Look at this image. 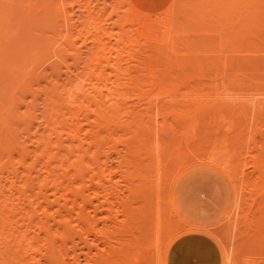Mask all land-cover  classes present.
Listing matches in <instances>:
<instances>
[{
  "label": "bare ground",
  "instance_id": "6f19581e",
  "mask_svg": "<svg viewBox=\"0 0 264 264\" xmlns=\"http://www.w3.org/2000/svg\"><path fill=\"white\" fill-rule=\"evenodd\" d=\"M48 2L55 12L36 8L60 22L40 13L45 40L33 6L0 7V264H176L186 235H213L200 220L219 212L200 206L193 219L185 206L206 147L208 160H233L215 166L235 192L225 264L240 262L237 240L251 254L264 242V0ZM14 21L39 39L16 38ZM196 82L245 86L255 103L231 122L223 113L240 106L194 103ZM135 91L157 94L127 106Z\"/></svg>",
  "mask_w": 264,
  "mask_h": 264
},
{
  "label": "rangeland",
  "instance_id": "374dc122",
  "mask_svg": "<svg viewBox=\"0 0 264 264\" xmlns=\"http://www.w3.org/2000/svg\"><path fill=\"white\" fill-rule=\"evenodd\" d=\"M5 1V2H4ZM8 1V2H7ZM39 1L40 0H0V2H1V4H0V7H7V5L9 6V8L11 7V9L12 8H14V10L16 11V7H17V9L19 8V6H21V8H19L20 9V11H22L21 9H23V11L24 10H26V9H28V8H30L31 6H33V9H32V11L34 10V8H35V10L38 8V9H41L42 7H44L45 8V6L47 7V8H49V7H52L53 8V5H50V3L48 2V0H46V2H48V5H43V3H45L46 4V2H45V0H41V2L40 3H42V7H41V4H39ZM51 1V4L53 3L52 1H54V0H50ZM12 2V3H11ZM37 2H38V4H37ZM9 3H11L10 5H9ZM6 4V5H5ZM34 4V5H33ZM3 5V6H2ZM37 5V6H36ZM37 7V8H36ZM8 8V9H9ZM32 8V7H31ZM30 8V9H31ZM47 8H45L44 9V11L47 9ZM51 8V9H52ZM36 10V12L38 11V15L37 16H39V17H37L36 16V13L35 12H32V11H30L31 12V16L30 17H28L31 21H32V26L33 27H31L32 29L35 27V29H37V28H39V29H37V30H35L36 32H39V34L38 33H36L35 31L33 32V30L32 29H30V32L28 31V29L30 28V24H27V26H28V29L26 30V31H28L27 32V34L23 31V30H21V29H23L24 27H26L27 28V26H26V24H25V22L27 23V21L29 20H26V21H24L26 18H24L23 16H22V21L23 22H21V23H23V25H24V27L23 28H21V27H18V23L17 22H19V20H21L20 18V13H18V12H20L19 10L16 12V17L14 18L13 17V19H16V23H15V21H14V24H12L11 22H9V26L11 27V29H13L14 28V26L15 25H17L15 28H20V31H19V33H18V35L16 36V38H20V34H21V32H22V34H21V37H30V35H31V33H32V35H34V36H36L37 38H38V35L40 36L39 38H44V39H42V40H45V39H48L49 38V36L48 35H51V34H49V32H47V28H46V31H43L45 28H42V27H38V26H36L37 24H38V22L40 23L41 21H42V19H41V16H43V17H45V16H48L49 18H52L51 19V21H53L54 19L55 20H57L56 22H60L59 21V19H58V16H55V18H54V15L55 14H49V13H51V12H53L54 11V9L55 8H53L52 9V11L50 12V10H47L46 12H49L48 14H42L41 13V11L40 10ZM43 10V9H42ZM23 11L21 12V15H22V13H23ZM25 12V11H24ZM55 12V11H54ZM40 13H41V16H40ZM57 17V18H56ZM29 20V21H30ZM29 21H28V23H29ZM12 22H13V20H12ZM33 22H35L36 24H34L33 25ZM54 22V21H53ZM6 23V22H5ZM21 23H19V26H21L22 24ZM6 24H8V22L6 23ZM12 24V25H11ZM49 25H51V22H50V24ZM13 27V28H12ZM14 28V29H15ZM40 28H42V29H40ZM11 31H13V30H11ZM42 32H45V33H42ZM25 33V34H24ZM34 33V34H33ZM46 33H48V35L46 34ZM36 34H38V35H36ZM42 34V35H41ZM28 35V36H27ZM31 35V36H32ZM33 36V38H35ZM14 38V39H13ZM11 37V39H13L14 41H15V37ZM38 38V39H39ZM9 39H10V37H9ZM10 39V40H11ZM21 39H25V38H21ZM19 40V39H18ZM17 41V40H16ZM79 45V44H78ZM261 57V56H260ZM11 58H13V57H11ZM67 62L70 64V59L68 60L67 59ZM74 67H71V69H72V71L74 70L73 69ZM77 70V69H76ZM62 71V70H61ZM63 72V71H62ZM62 72L60 73V71H59V75L61 76V78L63 79L64 78V74H62ZM74 72H76L75 70L73 71V73ZM208 84H209V82H207ZM207 83H205L206 85V87H204L202 84H198L197 82H196V84H198L197 86L199 87V89H197V91H196V89H195V92H192L191 90V94L192 95H190V97H189V99L191 98V100L195 103V101H203L202 99H204V100H207V99H210V102H207V101H209V100H207V101H203L204 103L206 102L207 104H211V102H214V101H219V100H221V99H223V101L225 102H227L228 100V103L226 104V102H225V104L226 105H228V107L229 106H231V107H229V109L230 108H232V105H233V108L234 109H236L237 107H238V105L240 106V107H238L239 108V110H238V108L236 109V115L235 114H233L232 116L230 115V113L229 112H224L223 113V115H228V117H230L229 119L231 120V122H232V120L234 121V116L236 117V121H234V122H238L239 120L240 121H242L241 119H239V117L240 118H242L241 116H240V110L242 109V107L244 108L246 105H248L249 106V104H253V103H255L254 102V100H255V98L254 97H252V95H253V93H252V91L251 90H247V88L245 87V86H242V87H244V88H242V87H240L241 89H243V90H241L240 88H236L237 90H234V88H232V89H227V90H223V89H220V88H216L215 87V89H213L212 87H208V89H207V86H209V85H207ZM211 85H213L212 83H210ZM203 86V87H201L200 88V86ZM219 85V84H218ZM197 86H195L194 85V87H197ZM211 88V89H210ZM246 88V89H245ZM192 89V88H191ZM206 89V90H205ZM218 89H220L219 91H218ZM200 90V91H199ZM206 92H205V91ZM245 90H247V91H245ZM262 90H264V88H262ZM260 91V92H264V91ZM193 91H194V88H193ZM202 91V92H201ZM203 91H204V93H203ZM209 91H211L210 92V94H208V92ZM228 91V92H227ZM106 91H104L103 92V96H104V98L106 99V98H108L109 99V97H110V95L108 94V92H106V94H104ZM155 92H158V90L157 91H155ZM201 92V93H200ZM215 92H217V93H215ZM248 92V93H247ZM138 93L139 92H137V91H135V95L133 94L132 95V97H131V94H128V93H125V95H123L124 96V98H127V100L125 101V103L127 104V106H128V103L129 104H140V105H142V103L144 102V100H145V102H146V100L148 101V99L150 100V99H152L157 93H154V94H147V95H138ZM199 93V94H198ZM226 93V94H225ZM246 93V94H245ZM250 93H252V94H250ZM140 94V93H139ZM202 94V95H201ZM208 94V95H207ZM219 94V95H218ZM222 94H224V95H222ZM228 94V95H227ZM240 94H242V95H240ZM244 94H245V96H244ZM249 94V95H248ZM106 95H109V97H107ZM129 95V96H128ZM137 95V96H136ZM151 97H150V96ZM193 95H195V96H193ZM197 95H199V96H197ZM200 95H201V97H200ZM203 95H206V99L204 98V96ZM230 95V96H229ZM248 95V96H247ZM251 95V96H250ZM147 96V97H146ZM148 96H149V98H148ZM194 98L195 97V99H193L192 97ZM233 96V97H232ZM240 97V98H238V97ZM139 97V98H138ZM142 97V98H141ZM143 97H145V98H143ZM225 97V98H224ZM122 96H120V97H118L117 99H121V100H123L124 99ZM129 98H130V100H129ZM134 98H136V99H138V101L136 100V99H134ZM148 98V99H147ZM160 98V97H159ZM168 98V99H167ZM163 97V98H160V100L161 99H164V102H165V100L166 101H168L169 100V97ZM199 98H201V99H199ZM215 98V99H214ZM227 98V99H226ZM248 98V99H247ZM250 98L252 99V101H250ZM108 99H107V101H108ZM131 99L134 101H131ZM144 99V100H143ZM199 99V100H198ZM224 99H226V100H224ZM247 99V100H246ZM28 100H29V98H28ZM141 100V101H140ZM212 100V101H211ZM214 100V101H213ZM245 100L247 101V103H246V105H245ZM40 101V102H39ZM39 101H37L36 102V104H37V106L40 108V110L38 111V113L39 112H41L42 110H43V101H42V99H40ZM135 101H137V102H135ZM222 101V100H221ZM218 102V104L220 103H222V102ZM230 101H231V104H230ZM232 101H234V102H232ZM132 102V103H131ZM140 102V103H139ZM144 102V103H145ZM216 102H215V104H216ZM224 102H223V104H224ZM249 102H251V103H249ZM253 102V103H252ZM39 103V104H38ZM41 103V104H40ZM205 103V104H206ZM249 103V104H248ZM240 104H242L243 106L241 107V105ZM42 105V106H41ZM245 105V106H244ZM254 105V104H253ZM252 107V106H251ZM23 108V107H22ZM22 108H20V112H21V110H22ZM38 108V109H39ZM248 109V108H247ZM136 110H139V108L138 109H136ZM238 111V112H237ZM248 111V110H247ZM243 112V111H242ZM229 113V114H228ZM246 113V112H245ZM238 115H239V117H238ZM216 118H218V117H216ZM234 118V119H233ZM217 121H218V119H217ZM226 122H227V120H225ZM239 121V122H240ZM219 122V121H218ZM219 125L221 124V121H220V123H218ZM222 124H224V123H222ZM221 124V125H222ZM220 125V126H221ZM218 130L219 129V127L217 128V127H215V130ZM236 131V130H235ZM222 132V131H221ZM236 133V132H235ZM230 134H232V133H230ZM233 134H234V131H233ZM221 135H222V133L220 134V136L219 137H221ZM231 136H233V135H231ZM218 137V138H219ZM26 145H27V147L29 148L28 150L30 151H32V146H29V142L28 143H26ZM207 148V149H206ZM206 148H204V149H201V151H199V155H201L202 157H200V158H196V157H193L192 159H193V168L194 169H192L190 172L191 173H193V175H191V184H190V186H189V188H188V190H189V194H188V197H187V202H189L187 205H185V206H190V207H192L191 208V211L193 212V214H191V217L193 218V219H199V218H201V217H199L197 214H196V212H197V209L200 207V206H204L205 208H207V209H209L211 212H218V213H216L215 214V216H214V214H208V216H207V219H211L212 221H208V220H205V219H203V220H200V221H204L205 222V224H207L208 226H210V227H212V226H214V227H212L213 229H214V231L213 230H211V232L213 233V235H209V234H207V236H203L202 235V237L201 236H198V235H196V234H189V235H186V236H190L191 237V243H192V245H189V246H186V247H182V249L177 253V263L176 264H225V258H224V256H225V248H227V246L228 245H226V243H223V242H226V240H227V235H226V231H227V228H228V221H226L227 219L225 218L226 217V215H227V213L230 211V209L232 208V206H233V201H234V194H235V192H234V188H233V185H232V181H231V179H233V177L231 178V176H228L227 174H225L222 170H220V169H218V168H216L215 166L217 165V164H227L228 162H232L233 160L231 159V157H232V154L230 153V152H228V153H226V152H224V151H218V156H214L213 158H211L210 160H208V153H209V149H210V147H206ZM202 153V154H201ZM224 155V157L222 158L221 157V155ZM32 155V154H31ZM30 155V156H31ZM203 155H204V157H203ZM112 158V159H111ZM111 158H110V161H112L111 162V167H114L115 165L113 164V163H115V157H113V155L111 156ZM30 159L28 158V161H29ZM114 161V162H113ZM114 165V166H113ZM194 166H199V167H194ZM191 187V188H190ZM199 189V190H198ZM208 197H210V199H208ZM212 199V200H211ZM222 203H224V205L222 204ZM183 204V203H182ZM220 206H222L221 207V210H219V208H220ZM91 208L90 207H88V212L89 213H92L91 212V210H90ZM90 210V211H89ZM224 212V213H223ZM103 214H101V216H102ZM214 216V217H213ZM224 219H226V220H224ZM197 221V220H196ZM222 221H226L227 223H224V222H222ZM100 222V221H99ZM219 223H221V225H219ZM99 225H101V224H99ZM217 228V229H216ZM214 232H216V233H214ZM239 233V232H238ZM238 233H236V238H237V236L239 237V234ZM186 236H180L177 240H176V242H179L180 241V239L181 238H185ZM218 236V237H217ZM189 237V238H190ZM195 237V238H194ZM219 240V241H218ZM237 241H238V243H237ZM235 243V245L234 246H232V248L230 247H228V251L229 252H232L233 254H234V256H236V255H238V257H240V262L238 261V260H236V264H243L242 263V260H241V258H243V259H246V261H248L247 262V264H264V252H262L261 251V248H262V250H264V247H262V246H264V242H259L258 244H257V246L256 247H254V248H252L251 250H252V252H251V254L250 253H248L247 254V252H250V249H249V251L248 250H245V251H242L241 249V241H239V240H237ZM175 242V243H176ZM262 243V244H261ZM226 245V246H225ZM235 247V248H234ZM241 249H240V248ZM239 248V249H238ZM230 250H232V251H230ZM253 253V254H252ZM257 253H259L258 255H257ZM245 254V255H244ZM262 254V255H261ZM242 255V256H241ZM257 255V256H256ZM237 257V256H236ZM245 257H247V258H245ZM249 258V259H248ZM237 261L239 262V263H237ZM257 262V263H256ZM231 264H233L232 262H231Z\"/></svg>",
  "mask_w": 264,
  "mask_h": 264
},
{
  "label": "crops",
  "instance_id": "0c3cea01",
  "mask_svg": "<svg viewBox=\"0 0 264 264\" xmlns=\"http://www.w3.org/2000/svg\"><path fill=\"white\" fill-rule=\"evenodd\" d=\"M189 246V245H188Z\"/></svg>",
  "mask_w": 264,
  "mask_h": 264
}]
</instances>
